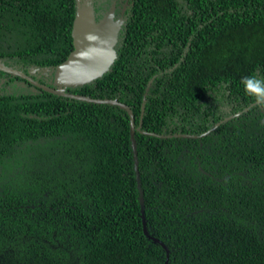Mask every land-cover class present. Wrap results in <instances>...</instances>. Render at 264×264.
Returning a JSON list of instances; mask_svg holds the SVG:
<instances>
[{
	"label": "trees",
	"instance_id": "trees-1",
	"mask_svg": "<svg viewBox=\"0 0 264 264\" xmlns=\"http://www.w3.org/2000/svg\"><path fill=\"white\" fill-rule=\"evenodd\" d=\"M112 3L114 17L123 9L114 61L66 91L130 107L145 227L159 242L143 232L127 111L10 75L0 264H264V107L241 83L264 78V0H91L95 18ZM75 8L0 0V60L53 86Z\"/></svg>",
	"mask_w": 264,
	"mask_h": 264
},
{
	"label": "water",
	"instance_id": "water-1",
	"mask_svg": "<svg viewBox=\"0 0 264 264\" xmlns=\"http://www.w3.org/2000/svg\"><path fill=\"white\" fill-rule=\"evenodd\" d=\"M122 22L123 19L121 16L114 18L113 5L110 7L108 12L102 14L99 19H96L91 0H76L75 15L71 28L72 49L69 51L64 60L55 67L52 77L53 86L39 83L25 73L6 66L3 63H0V70L18 75L21 78H25L31 84L56 95L79 99L86 102L117 105L127 111L130 119V141L133 150L137 189L139 191V204L142 217L143 232L154 242H159L156 238L151 237L147 234V230L145 227L142 189L140 186L139 174L137 169L138 160L134 140V115L130 107L115 98H93L86 95L66 91L67 87H74L77 85L89 83L97 77H100L104 72L108 70L109 66L116 57L114 45L117 41V34L122 25ZM144 103L145 97L142 100L139 125L138 127H136L137 129H139V127L141 126ZM178 135L195 137V135L188 134ZM161 245L166 249L163 244ZM167 257L168 254L166 251L165 263H167Z\"/></svg>",
	"mask_w": 264,
	"mask_h": 264
},
{
	"label": "clouds",
	"instance_id": "clouds-1",
	"mask_svg": "<svg viewBox=\"0 0 264 264\" xmlns=\"http://www.w3.org/2000/svg\"><path fill=\"white\" fill-rule=\"evenodd\" d=\"M100 17L96 19H99ZM241 83L244 86L245 94L253 97L257 105L264 107V78L256 75H249L242 77Z\"/></svg>",
	"mask_w": 264,
	"mask_h": 264
},
{
	"label": "flooded vegetation",
	"instance_id": "flooded-vegetation-1",
	"mask_svg": "<svg viewBox=\"0 0 264 264\" xmlns=\"http://www.w3.org/2000/svg\"><path fill=\"white\" fill-rule=\"evenodd\" d=\"M113 5V7H114V3H112L111 5H110V7ZM109 11V10H108ZM108 11H106V12H108ZM106 12H104V13H106ZM104 13H102V14H104ZM122 13H123V9H121L120 10V13L118 14V15H116L115 17H119V16H121L122 15ZM114 17V18H115ZM0 63H3L1 60H0ZM4 65H6V66H9V67H11V68H13V69H16V70H19V71H21V72H23L21 69H18L17 67H15V66H13V65H7V64H5V63H3ZM2 73H7V74H9V75H4V74H2ZM23 73H25V72H23ZM26 75H28V76H30L29 74H27V73H25ZM10 75H15V74H12V73H9V72H6V71H2V70H0V90H1V88H2V86H4V87H6V88H9L11 85H7L6 86V84H7V82L9 81V79H8V77H10ZM31 77V76H30ZM31 78H33V77H31ZM37 78L38 79H41L40 78V76L39 75H36V79H34V80H36L37 81ZM25 79V78H24ZM27 80V79H26ZM28 81V80H27ZM45 82H49L50 84H52L53 85V79L51 78V80L50 79H48V80H44ZM10 82V81H9ZM8 82V83H9ZM29 82V81H28ZM11 83V82H10ZM30 83V82H29ZM40 83V82H39ZM31 84V83H30ZM33 85V84H32Z\"/></svg>",
	"mask_w": 264,
	"mask_h": 264
}]
</instances>
